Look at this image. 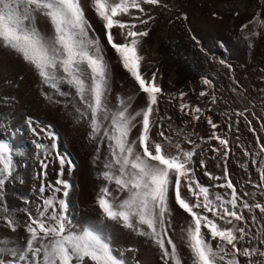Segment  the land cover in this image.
I'll use <instances>...</instances> for the list:
<instances>
[{"label": "snow or ice", "instance_id": "snow-or-ice-1", "mask_svg": "<svg viewBox=\"0 0 264 264\" xmlns=\"http://www.w3.org/2000/svg\"><path fill=\"white\" fill-rule=\"evenodd\" d=\"M161 2L0 0V48L14 52L31 65L42 84L51 90L42 92L45 98L56 103L61 101L55 97L65 98V106L70 105L77 122H83L88 129L87 137L95 144L94 162L101 166L98 176L104 181L96 197L103 221L145 237L158 249L162 264H264V201L256 200L255 192H238L228 169L231 142L226 133H221V125L208 114L211 109L188 101L184 91L170 97L179 100V110L190 117V122L204 119L210 126L206 139L217 142L210 144V151L221 157L223 175L207 171L204 159L199 165L209 181L222 183L209 186L200 181L194 166L200 145L190 137L173 140L165 131L158 130L159 139L154 138L158 125L154 117L159 112L163 89L158 82V70L150 76L143 70L145 57L141 47L143 38L149 35L146 26L154 18L141 14H146L145 5L158 6ZM89 8L102 22L105 43L136 85L138 94L144 96V106L139 110L132 109L131 97H117L115 105L110 99L111 67L101 37L95 34L87 16ZM184 18L187 19L186 15ZM41 21L47 22L51 30H42ZM249 25L253 29L246 38L251 48L250 37L261 34L257 28L264 30V10H258L243 23L241 33ZM202 83L209 88L213 85L209 78H202ZM206 95L205 91L199 93L200 97ZM216 100L212 94L211 102L215 104ZM246 112L247 109L236 115L244 117L249 130L255 132ZM28 122L32 123L31 118ZM227 128L231 131L232 125ZM32 131L39 135L35 127ZM43 131L51 141L49 145L36 143V148L45 154L40 162L43 175H47L48 157L54 155L59 163V178L54 184H40L36 212L24 210L26 243L15 247L9 241L0 243V264H130L124 252L114 247V238L107 231L109 226L73 223L66 199L72 185L63 175L65 165L72 170L75 164L59 151L58 137L51 126ZM262 140L256 138L260 150L251 164L256 166L259 178L254 187L264 197ZM185 142L192 147L186 148ZM244 155L251 153L245 150ZM14 164L13 146L0 139V222L13 232L19 221L16 210L6 202L5 188L15 179ZM241 167L247 171L249 164L245 162ZM247 183L254 182L249 179ZM49 188L52 194L46 195ZM216 188L226 191L222 194ZM56 193H62V197ZM173 203L187 214L178 240L173 227ZM256 225L259 227L253 232ZM181 245L187 249V258Z\"/></svg>", "mask_w": 264, "mask_h": 264}, {"label": "rangeland", "instance_id": "rangeland-1", "mask_svg": "<svg viewBox=\"0 0 264 264\" xmlns=\"http://www.w3.org/2000/svg\"><path fill=\"white\" fill-rule=\"evenodd\" d=\"M87 3L88 0H85V4ZM145 8L146 14L141 15L145 18L151 15L154 19L146 26L149 35L143 38L141 47L145 57L143 66H146L145 63L150 58L154 38L161 32L160 29L165 28L161 38L163 56L155 60L151 67L146 66L143 69L149 76L158 70V82L163 89L158 105L159 112L154 117L158 121L157 129L153 132L154 138L159 139L158 130L165 131L173 140L184 141L185 137H190L200 145L194 157V166L200 181L209 186L223 182L209 181L199 165V161L204 159L207 171L217 176L223 175L221 157L210 151V144L214 145L217 142H209L206 139L211 131L210 126L204 119L190 122V117L179 110V100L170 99L173 95L178 96L180 91L186 92L188 101L211 109L208 114L221 125V133L227 134L231 142L228 169L232 164L229 174L238 192H255L256 200L264 201V197H261L259 190L254 187L259 178L256 166L251 164L260 147L255 139L254 150L251 134L239 131L243 129L244 117L236 115L237 112L247 109L245 114L249 118L255 117V124L258 123V118L261 122L264 118V30L257 28L261 34L250 37L253 43L251 48L248 46L249 38L246 36L252 31L253 25H249L245 33H241L240 30V26L249 21L258 10H264V0H162L158 6L145 5ZM185 15L187 19L184 18ZM87 16L95 34L101 37V43L106 49V59L111 67L110 99L113 105L117 103V97H131L132 109L139 110L144 106V96L138 94L136 85L105 43L101 20L91 8L87 10ZM40 27L45 31L51 30L45 21L40 22ZM220 61H224L225 64L228 62L232 66L237 76L234 82L228 80L230 78L226 73V66L221 65ZM202 78L211 79L212 87L204 85ZM65 90H68L66 86ZM201 91L207 92L208 95L200 97ZM42 92L50 93L51 90L42 84L32 66L14 52L0 48V139L13 146L15 161V179L7 183L5 199L7 204L16 210L14 214L19 221L14 232L0 222V243L9 241L13 247L26 243L28 234L25 230V219L21 217L26 215L24 210L27 208L35 213L36 205L40 202L38 192L40 184H54L59 178V163L54 155L48 157L47 175H43L40 162L45 158V154L42 149L36 148V143L50 144L51 141L43 129L51 126V130L58 137L59 151L66 154L75 167L78 165L76 161L81 167L79 183L73 178L75 168L69 170L67 165L64 168L63 178L72 185L66 199L68 214L73 223L94 224L101 228L109 226L107 231L114 238V247L124 252L130 264H136L137 261L140 264H162L158 249L145 237L138 236L110 221L102 220L96 197L104 181L98 176L101 166L94 162L95 144L87 137L88 129L83 122H77L73 108L70 105L65 106V98L55 97L61 101L56 103L46 99ZM212 94L217 98L215 104L211 102ZM253 99L255 106L251 107L249 101L253 102ZM29 118L31 124L28 122ZM23 123L34 136V148L24 141L26 127ZM229 124L232 125L231 131L227 128ZM33 127L37 129L39 135L32 131ZM201 136L205 137V140H201ZM132 138H135V130ZM184 146L189 149L192 147L186 142ZM246 146L252 153L250 156L241 154L242 149L246 150ZM104 151L102 148L101 152ZM245 162L249 164L247 171L241 167ZM249 179L254 183H247ZM78 184L82 190L80 203L85 208L83 209L85 214L81 215H78L77 207L70 202V195ZM8 185H11L12 189H7ZM214 190L222 194L226 191L219 188ZM51 194L52 190L49 188L46 195ZM56 195L62 197V193ZM10 197L17 198V202L13 204L9 201ZM244 198L249 199L250 203L255 202L249 197ZM18 200L27 201L28 205L22 206ZM171 206L174 215L173 227L176 229L178 240L180 229L185 226L187 214L174 203ZM257 215L259 216L258 210ZM258 227L259 225H256L252 231L255 232ZM181 250L187 258L189 255L187 249L181 245Z\"/></svg>", "mask_w": 264, "mask_h": 264}, {"label": "bare ground", "instance_id": "bare-ground-1", "mask_svg": "<svg viewBox=\"0 0 264 264\" xmlns=\"http://www.w3.org/2000/svg\"><path fill=\"white\" fill-rule=\"evenodd\" d=\"M160 33H158V35L154 38L155 39V41H154V44H153V49L151 50V55H150V58H149V60H147L146 61V66H147V68H149V67H151L153 64L152 63H154L155 62V60L157 61V59L158 58H160V57H162L163 56V52L161 51L162 49H161V42H162V39L161 38H163V35H164V31H165V28H164V30H162V29H160ZM146 66H143V69L146 67ZM24 124V123H23ZM24 126L26 127V135H25V143H27V144H29L30 145V147L31 148H34L35 147V145H34V142H33V138H34V136L29 132V129L27 128V125L26 124H24ZM23 126V127H24ZM33 136V137H32ZM65 141V140H64ZM28 145V146H29ZM78 164V165H77ZM76 167H75V170H73V173H74V176H73V178H74V181L75 182H77V183H79V179H80V175H81V167H80V165H79V163H78V161H76ZM69 173H72V172H70L69 171ZM76 184V183H75ZM11 187V185H8L7 186V189H12V188H10ZM81 189V186L78 184V185H76L75 186V189L73 190V192H72V194L70 195V202L72 203V204H74V206L75 207H77V210H78V212H79V214L78 215H81V214H85V212H84V210L83 209H85L84 208V205L82 204V203H80L81 202V197H80V195H81V191L82 190H80ZM17 200V198H15V197H10V199H9V201H11L13 204H15V202H17L16 201ZM18 202L22 205V206H26V205H28V203H27V201H24V202H20L19 200H18ZM11 203V204H12ZM33 204V203H32ZM21 217H23V219H25V221H26V215L24 214L23 216H21ZM78 218V217H77ZM80 218V217H79ZM76 219L74 220V222L76 223ZM77 224V223H76Z\"/></svg>", "mask_w": 264, "mask_h": 264}, {"label": "crops", "instance_id": "crops-1", "mask_svg": "<svg viewBox=\"0 0 264 264\" xmlns=\"http://www.w3.org/2000/svg\"><path fill=\"white\" fill-rule=\"evenodd\" d=\"M221 65H223V66H226V65H230L228 62L225 64H221ZM226 68V73H227V75L229 76V78L230 79H228V80H230L231 82H234V79L235 78H237V76H236V74H234V70H233V68L231 67V69H228L227 67H225ZM254 102V103H253ZM253 102L252 101H249V103H251V107H254L255 106V99H253ZM263 114H264V109H263ZM248 119L249 120H251L252 121V125H251V127H254L255 129H256V131L255 132H252V131H250L249 130V125L247 124V121L243 118V129H240L239 131H241V132H245V133H250L251 134V136H252V140H253V143H252V147H253V149L255 150V139L258 137V136H263L264 137V130H261V121L258 119V123H256L257 124V126L255 127V117H253V118H249L248 117ZM263 120H264V118H263ZM254 144V145H253ZM259 146V145H258ZM246 150H248L250 153H251V151H250V149L248 148V146H246ZM244 149H242V151H241V154H243L244 155ZM252 154V153H251ZM250 156V155H249ZM232 165V164H231ZM231 165L229 166V169H231Z\"/></svg>", "mask_w": 264, "mask_h": 264}]
</instances>
